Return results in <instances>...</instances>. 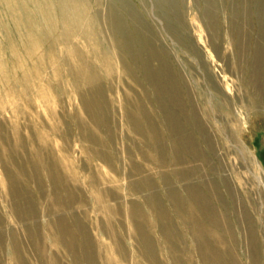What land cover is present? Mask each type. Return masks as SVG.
Wrapping results in <instances>:
<instances>
[{"label":"rangeland","instance_id":"374dc122","mask_svg":"<svg viewBox=\"0 0 264 264\" xmlns=\"http://www.w3.org/2000/svg\"><path fill=\"white\" fill-rule=\"evenodd\" d=\"M5 1L0 264H264V0Z\"/></svg>","mask_w":264,"mask_h":264},{"label":"bare ground","instance_id":"6f19581e","mask_svg":"<svg viewBox=\"0 0 264 264\" xmlns=\"http://www.w3.org/2000/svg\"><path fill=\"white\" fill-rule=\"evenodd\" d=\"M5 1V0H3ZM8 1V2H7ZM13 1V0H12ZM11 0H6L5 2L10 3L12 2ZM112 1V0H111ZM15 2V1H14ZM26 2V1H25ZM24 2V3H25ZM15 4V3H13ZM10 4H8L7 6L9 7ZM26 5V3H25ZM45 14L48 15V13L50 12L51 14H54V19H53V24L51 25H47L46 27V32L49 33L52 30H56L57 29V24L58 26V34L55 36V40H69V34L70 31H73V33L75 34H81V32H84L86 28H88L85 24L84 21L87 23V21L92 20L94 21V18H89L90 16V5L88 4L87 0H45ZM14 7V6H13ZM19 8V6H18ZM119 9H117L118 11ZM10 11V10H9ZM10 13V12H9ZM15 14V13H14ZM29 16V15H28ZM43 16V13H42ZM49 16V15H48ZM44 17V16H43ZM47 18V17H46ZM21 19V18H20ZM22 19H26V18H22ZM45 19V18H44ZM48 20L50 19L47 18ZM28 20V19H27ZM26 20V21H27ZM52 20V19H51ZM29 22H27L28 24ZM45 24V23H44ZM14 26V25H13ZM39 27V26H38ZM3 28V27H2ZM10 28V27H9ZM8 28V29H9ZM27 28V26L25 27ZM36 28V27H35ZM33 27H28L27 30L31 31V35L32 32L34 30H32ZM89 30V28H88ZM87 30V31H88ZM11 32V31H10ZM39 33H42V35H44V32L42 31H38ZM26 33V32H25ZM13 34V33H12ZM5 36V35H4ZM45 36V35H44ZM47 36V35H46ZM8 37V36H6ZM5 37V38H6ZM9 38V37H8ZM14 38V37H13ZM16 39V38H15ZM42 39V38H41ZM41 39H38V37L34 36V38H29L27 37L26 40H21V47H23V49L27 50H36L37 48H39L40 44L43 43ZM4 40V39H3ZM6 41V39H5ZM7 41H10L7 40ZM2 42V41H1ZM16 43V42H15ZM4 44V43H3ZM2 44V46H3ZM6 44V43H5ZM8 44V43H7ZM52 43L48 46L51 47ZM5 47L7 48V46L5 45ZM9 47V46H8ZM27 47V48H26ZM5 48V49H6ZM4 49V46H3ZM11 55V54H10ZM16 55V54H15ZM38 55V54H37ZM16 58V57H14ZM13 58V59H14ZM43 55L41 54V56H37L36 59L34 60L36 63H39L43 60ZM11 59V58H10ZM8 59V60H10ZM5 61V60H4ZM33 61V63H34ZM45 61V59H44ZM103 61L106 62V60L104 59ZM11 62V61H10ZM24 62V61H21ZM9 63V62H8ZM1 65V63H0ZM10 65V64H8ZM20 65V64H19ZM36 65V64H35ZM38 65V64H37ZM23 66V65H22ZM7 68V67H6ZM10 68V67H9ZM39 70V69H37ZM13 71V70H12ZM11 73V72H10ZM8 74V73H7ZM30 75V74H29ZM29 75H24L23 79L24 80H29L31 78V76ZM6 78V75L0 70V79L4 80ZM15 78V77H14ZM12 79V77H11ZM5 82V81H4ZM3 83V82H1ZM6 83V82H5ZM13 83H15L13 81ZM7 85V84H6ZM12 85V84H11ZM4 87V86H3ZM1 88V87H0ZM6 91V90H5ZM8 91H10V89H8ZM13 91V90H12Z\"/></svg>","mask_w":264,"mask_h":264}]
</instances>
